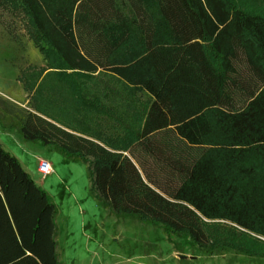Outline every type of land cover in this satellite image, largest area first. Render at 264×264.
<instances>
[{
	"label": "trees",
	"instance_id": "obj_1",
	"mask_svg": "<svg viewBox=\"0 0 264 264\" xmlns=\"http://www.w3.org/2000/svg\"><path fill=\"white\" fill-rule=\"evenodd\" d=\"M8 1L25 12L45 68L17 79L30 108L0 101L2 132L81 161L115 218L203 255L264 258L249 237L264 239V13L234 0ZM94 75L125 92L102 88L115 94L105 104ZM55 217L0 143V264H59Z\"/></svg>",
	"mask_w": 264,
	"mask_h": 264
},
{
	"label": "rangeland",
	"instance_id": "obj_2",
	"mask_svg": "<svg viewBox=\"0 0 264 264\" xmlns=\"http://www.w3.org/2000/svg\"><path fill=\"white\" fill-rule=\"evenodd\" d=\"M5 1L0 0V101L28 109L30 94L17 79L27 67L45 68V60L34 42L23 9ZM234 1L245 10L264 13V0ZM94 78L90 89L96 91L94 93L102 97L105 104H113L115 94L99 91L108 86L117 94L120 89L115 88L117 83L100 75ZM127 95L139 97L140 101L146 99L141 92L129 91ZM1 113L0 105V127H6L9 123L2 120ZM5 137L0 128L4 149L19 160L56 208L59 264H264V258L247 257L226 249L211 256L203 255L188 241L167 237L160 228L130 218H115L90 194L86 166L81 161L70 159L53 147L24 142L16 131L10 132L4 142ZM39 159L51 165L49 176L42 178L36 172ZM249 237L264 244L262 238ZM233 238L236 242L242 241L241 236Z\"/></svg>",
	"mask_w": 264,
	"mask_h": 264
},
{
	"label": "built area",
	"instance_id": "obj_3",
	"mask_svg": "<svg viewBox=\"0 0 264 264\" xmlns=\"http://www.w3.org/2000/svg\"><path fill=\"white\" fill-rule=\"evenodd\" d=\"M36 172L42 177L49 176L52 173L51 165L45 160L39 159L36 164Z\"/></svg>",
	"mask_w": 264,
	"mask_h": 264
},
{
	"label": "crops",
	"instance_id": "obj_4",
	"mask_svg": "<svg viewBox=\"0 0 264 264\" xmlns=\"http://www.w3.org/2000/svg\"><path fill=\"white\" fill-rule=\"evenodd\" d=\"M3 134L6 135V137L4 138V142H5V141H6V138L9 136V133H4V132H3ZM0 141H1V140H0ZM0 143H1V142H0Z\"/></svg>",
	"mask_w": 264,
	"mask_h": 264
}]
</instances>
